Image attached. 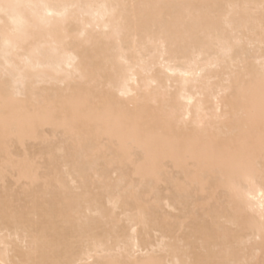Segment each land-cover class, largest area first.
Segmentation results:
<instances>
[{
  "label": "bare ground",
  "instance_id": "1",
  "mask_svg": "<svg viewBox=\"0 0 264 264\" xmlns=\"http://www.w3.org/2000/svg\"><path fill=\"white\" fill-rule=\"evenodd\" d=\"M6 2L49 7L21 10L20 96L0 17V262L264 264V0Z\"/></svg>",
  "mask_w": 264,
  "mask_h": 264
},
{
  "label": "snow or ice",
  "instance_id": "2",
  "mask_svg": "<svg viewBox=\"0 0 264 264\" xmlns=\"http://www.w3.org/2000/svg\"><path fill=\"white\" fill-rule=\"evenodd\" d=\"M49 5H22L18 3H9L6 0H0V17L6 18L7 21L11 24V29L6 30L3 34V44L4 47L2 49V56L4 62V74L7 78L11 76L16 85V95L20 96V85L26 82V74L22 67L16 65L11 62V57L13 52L18 47V34L25 32L28 28L31 27L27 23V21L23 18L22 9L25 8H44L47 9ZM82 7L93 9L99 8L104 10V12L108 15L115 16L117 10L119 9V5H84ZM154 7L159 9H164L169 6L167 5H155ZM111 10V11H109ZM52 13H47L46 16H40L39 20L41 23L46 22V17H50ZM2 22V21H0ZM28 64H31L32 61H27ZM7 113V110H6ZM7 120V114L5 116ZM260 125H261V137H260V158L259 165L261 169V175L264 177V87H262L261 97H260ZM221 167L229 170H251L254 168L256 164L255 153L250 152L244 156H237L228 160L221 161ZM249 199H255V197L248 194ZM260 207L264 210V192L260 194ZM80 243L84 244L88 247H92L96 244V241L87 234H84L80 238ZM3 264V262H0ZM58 264H87L84 260H71V261H62L58 262ZM203 264H228L226 261L217 260V259H208L203 262Z\"/></svg>",
  "mask_w": 264,
  "mask_h": 264
}]
</instances>
